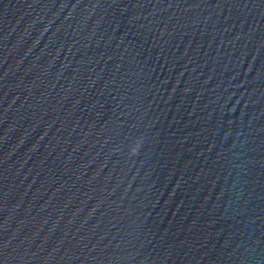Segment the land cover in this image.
I'll return each instance as SVG.
<instances>
[{"label":"water","instance_id":"95a60500","mask_svg":"<svg viewBox=\"0 0 264 264\" xmlns=\"http://www.w3.org/2000/svg\"><path fill=\"white\" fill-rule=\"evenodd\" d=\"M0 264H264V0H0Z\"/></svg>","mask_w":264,"mask_h":264}]
</instances>
